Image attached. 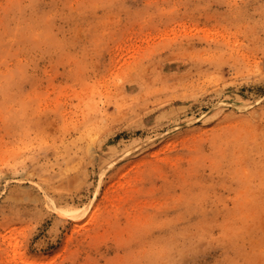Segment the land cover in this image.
Returning a JSON list of instances; mask_svg holds the SVG:
<instances>
[{
	"label": "rangeland",
	"instance_id": "1",
	"mask_svg": "<svg viewBox=\"0 0 264 264\" xmlns=\"http://www.w3.org/2000/svg\"><path fill=\"white\" fill-rule=\"evenodd\" d=\"M0 264H264V0H0Z\"/></svg>",
	"mask_w": 264,
	"mask_h": 264
}]
</instances>
